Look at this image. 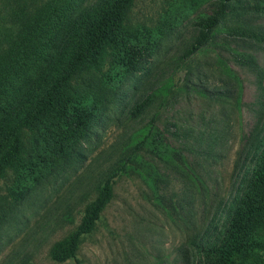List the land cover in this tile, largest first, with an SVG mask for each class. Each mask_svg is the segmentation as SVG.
<instances>
[{"label": "rangeland", "instance_id": "374dc122", "mask_svg": "<svg viewBox=\"0 0 264 264\" xmlns=\"http://www.w3.org/2000/svg\"><path fill=\"white\" fill-rule=\"evenodd\" d=\"M89 2L0 0V115L5 102L18 98L41 71L68 21ZM218 6V0L136 2L132 16L147 32L144 40L162 37L149 72L124 79L122 98L65 172L20 201L10 193L13 174L0 181V264H75L52 259L51 248L79 225L100 184L117 171L114 197L80 247L83 264H197L192 239L232 197L240 153L264 117L257 72L239 56L254 55L264 71V43L222 31L207 48L187 56L201 20ZM253 19L264 33V15ZM227 25L236 26L235 20ZM110 67L103 65L104 74ZM172 78L177 86L169 94L132 114ZM153 118L173 148L168 157L136 146Z\"/></svg>", "mask_w": 264, "mask_h": 264}, {"label": "trees", "instance_id": "16d2710c", "mask_svg": "<svg viewBox=\"0 0 264 264\" xmlns=\"http://www.w3.org/2000/svg\"><path fill=\"white\" fill-rule=\"evenodd\" d=\"M137 1L90 0L83 5L66 24L41 71L29 79L18 98L1 107L0 181L13 174L10 193L16 200L79 161L82 143L122 98L124 79L149 72L162 37L144 40L147 32L132 16ZM218 1L217 10L201 20V33L187 56L207 48L222 31L264 43V33L253 23L255 14L264 15V1ZM230 19L236 26L227 25ZM239 56L257 72L264 90V71L255 56L240 52ZM107 62L111 67L104 74ZM227 74L235 77L232 69ZM186 83L181 87L189 86ZM176 86L173 78L158 85L135 105L132 114L139 115ZM211 94L219 96L221 92ZM142 130L144 135L136 139L137 147L146 146L162 157L170 155L173 148L165 142L155 118ZM118 174H111L100 184L97 197L85 207L79 225L52 246V259H74L75 264H83L80 247L113 199ZM235 183L230 200L192 239L197 264H264V117L240 153Z\"/></svg>", "mask_w": 264, "mask_h": 264}]
</instances>
